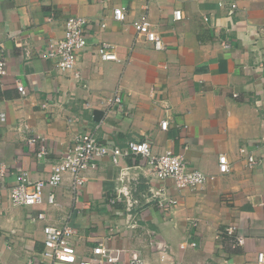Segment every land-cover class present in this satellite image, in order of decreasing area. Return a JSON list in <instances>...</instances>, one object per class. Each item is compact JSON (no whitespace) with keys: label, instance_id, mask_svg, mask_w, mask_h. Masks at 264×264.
<instances>
[{"label":"crops","instance_id":"crops-1","mask_svg":"<svg viewBox=\"0 0 264 264\" xmlns=\"http://www.w3.org/2000/svg\"><path fill=\"white\" fill-rule=\"evenodd\" d=\"M117 7L122 21L113 17ZM72 15L89 22L78 78L42 56ZM144 18L164 48L136 36L133 22ZM103 41L117 60L100 58ZM0 42V264H44L46 224L70 225L79 257L99 241L112 254L120 250L114 264H128L132 252L144 264L253 262L264 245V0H0ZM84 131L108 146L146 139L154 153L171 149L213 177L176 188L153 178L142 156L118 164L104 157L78 190L66 175L54 204L46 199L50 187L39 205L10 201L18 170L46 178ZM36 135L49 146L44 158L36 156L38 142L28 141ZM241 147L260 163L250 167ZM219 154L228 159L226 173L218 170ZM160 191L176 204L158 206L153 194Z\"/></svg>","mask_w":264,"mask_h":264},{"label":"built area","instance_id":"built-area-1","mask_svg":"<svg viewBox=\"0 0 264 264\" xmlns=\"http://www.w3.org/2000/svg\"><path fill=\"white\" fill-rule=\"evenodd\" d=\"M229 12H233L236 4L231 1ZM113 17L116 20L124 19V8L117 7L113 9ZM175 19L181 18L180 10H173ZM88 20L79 15H72L65 19L64 33L60 38H52L43 49L42 56L46 59H55L56 66L60 71L70 70L75 78L79 77L78 71L75 70L77 61V52L87 45V27ZM104 25V24H103ZM136 36H142L150 42L155 49L164 48V42L160 34L152 28L147 19H140L133 22ZM96 50L103 60H117L114 53V46L109 42H100ZM264 71V64H262ZM6 74V60L4 57V48L0 42V76ZM17 90L24 94V86L16 82ZM114 101H119V94L115 92ZM160 127L166 129L167 120L160 121ZM30 143L38 142L36 156L44 158L49 152V146L44 138L36 135L28 139ZM241 154H247L245 147L240 148ZM142 156L147 160L149 173L153 178L159 180L170 179L176 188L195 189L205 183L208 178L213 177L201 170L190 168L183 154H176L171 149H166L161 153H154L150 142L144 140H129L125 146H108L101 143L94 132L84 131L76 135L72 144L68 146L59 160L51 166L48 176L44 179H33L29 173L24 170H18L15 183L10 187L9 199L13 204L35 206L44 201V189L50 187L46 199L50 204H54V191L65 176L70 178L72 190L80 189L85 182V172L89 169H96L97 162L109 157L114 164H118L121 158L127 156ZM248 165L256 166L260 160L253 155H246ZM218 170L220 173L229 171V162L224 154L218 155ZM4 174V169H0V178ZM157 198L158 206H173L177 200L173 196L164 195V191L153 194ZM38 218H44L43 213L38 214ZM43 250L40 254L41 262L44 264H114L119 260L120 250L115 254L103 241H99L91 249V252L85 256L79 257L73 243L75 230L68 224L50 225L43 227ZM228 235H232V227L225 229ZM237 244L242 243L240 236L236 237ZM194 245V244H193ZM128 264H144L140 255L136 252L130 254ZM247 264H264V245L259 249L254 257L253 262Z\"/></svg>","mask_w":264,"mask_h":264}]
</instances>
